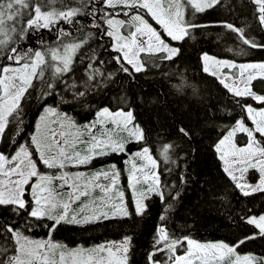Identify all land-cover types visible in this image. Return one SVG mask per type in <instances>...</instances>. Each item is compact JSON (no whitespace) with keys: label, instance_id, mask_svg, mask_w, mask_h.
I'll return each mask as SVG.
<instances>
[{"label":"snow or ice","instance_id":"6c2138e0","mask_svg":"<svg viewBox=\"0 0 264 264\" xmlns=\"http://www.w3.org/2000/svg\"><path fill=\"white\" fill-rule=\"evenodd\" d=\"M74 3L0 0V264H131L132 235L90 248H69L55 242L52 234L64 224L97 226L133 214L144 217L153 197L164 207L147 264H264V255H241L238 251L250 241L264 239V212L242 210L239 218L252 231L232 243H202L190 235L177 236L169 231L168 214L173 207L169 200H179L181 192L175 191V185L165 184L162 176L173 171L167 165L177 163L172 157L178 145L163 142L156 150L149 146L148 133L152 130L137 121L132 106L135 101L129 100L121 80V74L134 81L138 74L174 63L182 55V46L170 41L195 40L203 29L222 28L249 49L264 51V40L252 36L248 24L226 19L201 23L195 19L197 14L220 7L232 11L234 6L227 0H80L72 6ZM248 3L253 6L256 26L264 30V0ZM84 19L89 30L81 22ZM43 31L55 33L52 44L45 41ZM33 33L39 36L35 47L27 43ZM105 37L107 44L103 43ZM105 52L109 53L108 60L103 59ZM200 60L203 71L213 69L210 74L217 77L240 109L239 118H233L213 145L223 162L222 171L240 196H264V61L237 63L206 51ZM162 75L172 78L166 71ZM183 79L181 75L167 87L182 92ZM37 89L39 115L34 131L21 142L25 107ZM110 89L117 90L115 109L109 101L97 107L95 119L83 125L61 108H74L77 103L89 107ZM52 97H58L55 106L47 103ZM215 107L205 105L204 123L217 118L207 115ZM171 119L176 121L177 117ZM176 132L190 141L195 128L181 115ZM240 134L246 137L242 146L237 143ZM131 143L140 145L129 154L133 161L129 188L136 192L133 211L124 202V192L119 191L121 173L114 163L90 174L66 171L110 154L126 153ZM137 160L142 162L139 167L134 162ZM251 171L258 173L255 182L248 179ZM186 180L181 173L180 184ZM97 191L101 195L96 196ZM37 227L48 230L47 239H33L28 234Z\"/></svg>","mask_w":264,"mask_h":264},{"label":"trees","instance_id":"16d2710c","mask_svg":"<svg viewBox=\"0 0 264 264\" xmlns=\"http://www.w3.org/2000/svg\"><path fill=\"white\" fill-rule=\"evenodd\" d=\"M239 1L242 4L238 6V0H231V3L236 4L238 7L235 9V12L241 15L244 13V7L250 15L251 25L256 30L260 41L264 40V30L256 26L252 16L253 6L248 3V0ZM65 3H67V0H65ZM79 3L80 0H75L72 6H77ZM57 6L59 7L60 5L57 4ZM239 8L243 11L239 10ZM81 22L85 26V29L89 30L88 20L84 19ZM205 30L206 32H203V36L201 37L202 40L198 44L204 43L206 45L207 43H212L219 46L222 48L223 57L238 61L264 60V51L261 50L244 47L239 52L234 50L231 52L227 51L229 44H231L232 37L228 35L226 30H217L215 27ZM218 34L220 35V39H217ZM41 35H43L48 44H52L55 40L54 32L49 33L43 31ZM38 40L39 36L33 33L32 36L29 37L27 43L35 47ZM103 43H109L107 37L104 38ZM197 50H199L198 47L184 44L182 45V56L190 58V56L193 55L196 57ZM103 57H108L109 59L107 52L104 53ZM112 67H114V65ZM186 68L192 69V67ZM167 72L171 74L172 81H178L180 76L183 75L180 70L174 73L173 67H169ZM159 75L160 73L154 69L147 74H138L133 82L140 83L145 76L159 78ZM186 75L188 77L183 81L186 86L180 94V96L184 98L183 105H187L186 109L161 111V113L157 111L155 113L151 112L144 114L136 104L133 107L136 109L137 121L141 123L142 127L145 129L152 130L148 133L150 147L154 150L159 149L163 142H170L178 145L176 154H173L172 157L177 163L167 165V167L172 168L173 171L171 173L166 172L162 176V180L165 184L175 185V191L181 192L179 200L174 202L169 200V203L173 205L168 214L167 225L169 231L175 233L177 236L190 235L192 238L202 243L210 242L214 238H220L223 241L232 243L252 231L251 227L243 224L239 218L242 210L251 208L255 213L264 212V196L257 195L247 198L240 196L239 192L231 186L230 180L222 171L223 162L219 160L218 154L214 151V143L229 126L226 121L229 120L230 116L225 119H220L219 117H223L226 113H229L230 101L233 102V100L230 99L231 94L226 90L223 92L219 85L214 87V84L217 83V81L215 82V78L201 76L206 83L210 82V86H208L205 82L195 77L191 78L188 74ZM165 79L167 81L171 80L168 78ZM140 86H142V84ZM36 91H38V89L33 92L32 100L25 107V133L31 127L39 112L38 109L41 101L35 99ZM109 92L110 90L108 93ZM130 92L131 98L136 101L137 96L135 92ZM175 94L179 96L177 92H175ZM107 95L93 101L89 107H83L81 104L77 103L74 108L70 105H62V108L66 112L73 113L74 115L79 114L84 118H90L95 113L97 104L104 101ZM158 97L165 101L161 104L164 106L167 104L170 105V102H168V100L170 101V96L164 94L163 91L158 94ZM53 98L54 97L48 98L47 102ZM205 105L216 106L215 109L210 110L207 115H214L217 118L207 123H204L206 116ZM181 115L185 123L195 128V135L190 141L180 138L176 132V124ZM171 117H177V120L173 121ZM198 120L200 123H197ZM161 125H164V127L161 128ZM161 167L164 168L165 165L161 164ZM181 173H184L187 177L183 185H181L179 181ZM168 190L172 191L171 188ZM156 205L161 214L164 206L159 199L156 200ZM156 220L159 223L158 218ZM45 223L48 222L45 221ZM140 227V223L130 224L128 222H119L115 226L108 222L105 226L100 227V230L98 229L97 232L101 235L108 236L115 234L113 230L116 228V231L125 230L136 234V232H139L138 229ZM72 229H74V227L69 224L61 226V231H63L62 233L64 235H70ZM47 231L46 228L37 227L28 234L41 238ZM152 238L153 236H149L145 239L137 240V243L142 244L148 253L151 248ZM244 246L264 251V239L250 241Z\"/></svg>","mask_w":264,"mask_h":264},{"label":"rangeland","instance_id":"374dc122","mask_svg":"<svg viewBox=\"0 0 264 264\" xmlns=\"http://www.w3.org/2000/svg\"><path fill=\"white\" fill-rule=\"evenodd\" d=\"M227 2L229 4H232L231 0H227ZM241 4L242 3L238 0V6ZM232 5L234 6V9L232 11H229V9H227V8L220 7V8L214 9V10H210L204 14H197L195 19L201 23L213 21L215 19H218V20L226 19V20H229L230 22H236L239 25L248 24L250 26V34L252 36H254L258 41H260V38H259L256 30L251 25L250 15L246 11V9L243 7L244 13H242L240 15L238 12L237 13L235 12V9L238 8L236 6V4H232ZM239 10L243 11L240 8H239ZM237 17H239V19H237ZM218 29L221 30L222 28H217V30ZM203 32H206V30L203 29L201 31H198L196 33V39L195 40H187L185 42H179V43L170 41V43H172L175 46H182L184 44H186V45L190 44L193 47H198L199 50H197V52H196V57H194L192 55V56H190V58H187V57L181 55L178 59L175 60L174 63L169 62V63L163 64L161 69H155L160 73L159 78L158 77L152 78L149 76H145L140 83H134L132 80H129L126 76L121 74V80L124 82V91L127 93L129 100L134 101L131 98V94H130L131 92L130 91H134L136 96H137V99H136L135 103L132 104V106H135V104H136L137 107L144 114H148L151 112L155 113L157 111L161 113V111H171V110L173 111V110L186 109L187 108V105H183V99L184 98L180 96V94L182 92H179L178 93L179 96H177L175 94L174 90L167 87L168 84H173V83L177 82V81H172L173 79H171L170 81H167L165 79V77L162 75V72H165V71L167 72V69L169 67H173L174 73H175V71L178 72V70H180L181 74H183L182 75L184 78L183 81L185 80V78L188 77L186 74H188L191 78L195 77L196 79L203 81V82H205V81L201 78V76H204V77L210 76L212 78H215V82L217 81V83L214 84V87H217V85H219L224 92L225 89H223V87L220 84H218L219 82H218L217 77H214L210 74L213 69L210 68L209 72L203 71V65H202V62L200 60V54L202 52L206 51V52H209L210 55H215L218 58H223V59H228V58H225L222 56V48H220L217 45H214L212 43H207L206 45L204 43L198 44L202 40L201 37L203 36ZM228 35L230 37H232V35L230 33H228ZM92 46L96 47L97 45L94 43V44H92ZM244 47H247V46L242 45L241 42H239L238 40H234L232 38L231 44H229L228 48H232L234 51L239 52ZM98 50H99V48H98ZM107 56H109L108 53H107ZM103 59L108 60V57H105V58L103 57ZM235 61L237 63H246V62H260V61H264V60H255V61H238V60H235ZM186 67H192V69H189ZM224 71H228V70L225 69ZM78 74L79 73H77V75ZM141 84H142V86H140ZM206 84L208 86H210V82H207ZM161 91H163L164 94H167L168 96H170V101L168 100V102H170V105L167 104L164 106L163 104H161V103L165 102V101L161 100L160 97H158V94L161 93ZM121 94H123V93H121ZM116 95H117V90H111L110 89V92L108 93L106 99L104 101H102L101 103H98L96 108L97 107H103L106 104H109V101H111V107L113 109H115V107L117 106V102L115 99ZM230 99L233 100V97L231 96ZM57 101H58V97H54L52 100L48 101L47 103L53 104L55 106V102H57ZM246 102L249 104H252L254 107H259V106H255L254 101H252L251 99H247ZM230 103L231 104L229 106V112L231 115L229 117V120L226 121L227 125H229V126L234 122L233 118H239L237 114L240 112V109L238 107H235L233 102L230 101ZM169 106H171V107H169ZM61 108H62V106H61ZM62 110H63V108H62ZM63 111H65V110H63ZM95 111H96V109H95ZM69 114L72 115L73 118L81 125L88 123L89 121H92L93 119H95V113L90 118H84L83 116H81L79 114L78 115L77 114L74 115L73 113H69ZM38 115H39V112H38ZM37 116L34 119L31 127L20 138L21 142L28 140L30 134L34 131V125L36 123ZM249 126H251L250 122H249ZM220 137H221V135L219 136V138ZM237 143L242 146L244 143H246V137L243 134L238 135ZM139 147H140V145H138L136 143H131L127 146V152L126 153L110 154L106 157L94 159L87 166H82L80 168H71L70 167V168L66 169V171H69V172L84 171L85 173L90 174V173H94L98 170H101L102 168L108 169L114 163L117 166V168L120 170V173H121V175L117 181L119 191L124 192V202L128 205L129 210L133 211L132 203H133V198L136 195V192H134L131 188H129V174L131 171V165L133 163V161L130 159L129 154L138 150ZM11 150L14 151V149H11ZM126 161H127V163H126ZM134 162L137 164L138 167L142 163L139 160L134 161ZM257 178H258L257 172L251 171L248 173V179L251 182H255V180ZM137 191H139V186L137 187ZM95 195L99 196V195H101V193H99L97 191V193H95ZM156 200H158V198L153 197L152 202L150 204V210L144 217H137L135 214H133L131 216V218L117 219V220H113L110 222L115 226L119 222H128L130 224L140 223L141 227L138 229L139 232H136V234L129 232V231H125V230L116 231V228H114L113 232L115 234L108 235V236L101 235L97 232L98 229L102 226H105L108 223V222H101L97 226L70 225V226H73L74 229H72L70 235H64L62 233L63 231H61V226L67 225V224H64V225H61L52 234V239L55 242L66 244L69 248H74L77 246H83L85 248H90V247H94L97 244L104 243L107 241H120L123 236L132 235L134 237V240H133L134 252H133L132 258H131V264H147V261H146L147 251L142 246V244L137 243V240H142V239H145L149 236H154V234H155L156 226L158 224V221L156 219L158 218V216L160 214L159 208L156 207L157 206ZM47 233H48V231H47ZM47 233L41 238H38V237L33 236V235L32 236L30 235V236L33 239H47L48 238ZM220 240H222V239L214 238L210 242H216V241H220ZM238 251L241 255L249 253V252L254 253V254H258V255H264V251L257 250V249H254V248H251L248 246H244V245L241 246L238 249Z\"/></svg>","mask_w":264,"mask_h":264},{"label":"flooded vegetation","instance_id":"af4514ba","mask_svg":"<svg viewBox=\"0 0 264 264\" xmlns=\"http://www.w3.org/2000/svg\"><path fill=\"white\" fill-rule=\"evenodd\" d=\"M254 105H255V106H258V105L255 104V102H254Z\"/></svg>","mask_w":264,"mask_h":264}]
</instances>
